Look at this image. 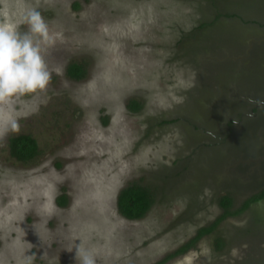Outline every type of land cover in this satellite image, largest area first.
Wrapping results in <instances>:
<instances>
[{
  "label": "rangeland",
  "instance_id": "1",
  "mask_svg": "<svg viewBox=\"0 0 264 264\" xmlns=\"http://www.w3.org/2000/svg\"><path fill=\"white\" fill-rule=\"evenodd\" d=\"M32 8L62 39L46 91L0 100V264H153L221 195L235 209L264 187V0H0V22ZM20 133L33 160L9 154ZM132 183L155 197L136 220L117 206ZM164 264H264V202Z\"/></svg>",
  "mask_w": 264,
  "mask_h": 264
},
{
  "label": "clouds",
  "instance_id": "2",
  "mask_svg": "<svg viewBox=\"0 0 264 264\" xmlns=\"http://www.w3.org/2000/svg\"><path fill=\"white\" fill-rule=\"evenodd\" d=\"M21 24L27 29L22 30ZM57 39L62 34L50 32L37 8L27 10L20 23L0 22V100L47 90L52 73L44 53ZM80 262L97 264L87 251L80 253Z\"/></svg>",
  "mask_w": 264,
  "mask_h": 264
},
{
  "label": "trees",
  "instance_id": "3",
  "mask_svg": "<svg viewBox=\"0 0 264 264\" xmlns=\"http://www.w3.org/2000/svg\"><path fill=\"white\" fill-rule=\"evenodd\" d=\"M214 22L215 20L202 22L193 29H205L213 25ZM66 72L70 78L80 80L85 76V67L81 63L72 62L68 65ZM130 108L133 111H138L141 109V104L139 102L132 101L130 103ZM159 123L164 124L165 121L161 120ZM8 148L11 157L23 162L33 160L40 153L37 140L28 133H20L9 137ZM232 194L233 193L230 191H227L225 194L219 197L217 203L221 207L222 212L212 223L198 228L196 234L186 243L182 244L176 250L167 254L164 258L153 264H164L173 257L186 252L192 248L204 235L213 233L217 229L219 223L226 218L242 214L248 210L252 204L261 203L262 201L264 202V187L258 189L256 192L248 196L241 203V205L235 209L232 208L234 202ZM66 202V195H61L59 199L60 205H64ZM154 202L155 197L153 191L149 187L139 183H132L122 188L117 197V206L119 212L124 217L131 220L144 217L151 209ZM215 246L217 249L221 247L217 241L215 242Z\"/></svg>",
  "mask_w": 264,
  "mask_h": 264
}]
</instances>
